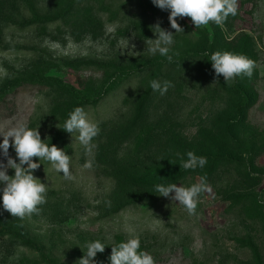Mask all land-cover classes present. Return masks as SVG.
Wrapping results in <instances>:
<instances>
[{
  "label": "rangeland",
  "instance_id": "1",
  "mask_svg": "<svg viewBox=\"0 0 264 264\" xmlns=\"http://www.w3.org/2000/svg\"><path fill=\"white\" fill-rule=\"evenodd\" d=\"M169 14L152 0H0V131L38 128L73 177L33 158L46 202L23 219L4 210L0 184V264H78L96 240V261L111 264L132 237L155 264H264V0H238L223 26L178 18L179 33ZM157 22L173 32L172 63L148 51ZM216 51L255 61L251 78L217 77ZM152 80L173 86L161 95ZM76 107L100 128L90 169L78 133L63 130ZM189 151L203 168L180 167ZM201 177L195 215L155 191Z\"/></svg>",
  "mask_w": 264,
  "mask_h": 264
},
{
  "label": "clouds",
  "instance_id": "2",
  "mask_svg": "<svg viewBox=\"0 0 264 264\" xmlns=\"http://www.w3.org/2000/svg\"><path fill=\"white\" fill-rule=\"evenodd\" d=\"M154 6L161 10H170L168 16L172 29L175 33L184 32V29L177 22L178 18L190 17L195 28L207 26L214 22L218 26H223L229 15L235 16L238 9V0H152ZM156 35V39H148V51L152 54L159 52L166 56L169 63L173 62V55H169L170 47L174 43L173 32L163 29L157 22L151 26ZM179 55V53H175ZM210 61L217 77L223 76L224 82L229 83L237 77L247 76L251 78L255 61L245 55L236 54L229 51H216L211 54ZM150 86L154 91H159L164 95L169 87L170 81L163 83L152 80ZM63 130L72 134L78 133L77 139L85 148V155L88 157L83 167L90 169L94 164L93 150L97 147L93 140L98 136L100 128L96 122L88 118L82 107H76L69 113ZM3 142L0 143V155L6 159L0 160V184L2 188L3 208L12 217L23 219L26 216L39 213V205L46 202L47 187L33 172L39 169L40 164L34 162L33 158L47 160L59 173H63L66 179H72L70 171V156L56 145H49L41 139L38 128L32 129L24 122H17L9 126L5 131H0ZM11 138V143H10ZM13 148L16 153L14 159L9 154V148ZM180 160V167L185 170H195L203 168L207 163L206 157L197 156L194 152H187V159L180 153H176ZM9 169L14 170V175H8ZM209 187L206 177H201L198 183L191 186H177L169 184L167 186L158 184L155 191L160 196L169 197L173 201H178L183 205L189 215H195L198 205V197L202 192L208 191ZM174 193V195H171ZM86 251L78 264H98L95 257L97 253H103L105 244L100 240L87 242L84 245ZM111 264H155L153 256L140 251L139 237L129 238L126 242H120L112 246L109 257Z\"/></svg>",
  "mask_w": 264,
  "mask_h": 264
},
{
  "label": "trees",
  "instance_id": "3",
  "mask_svg": "<svg viewBox=\"0 0 264 264\" xmlns=\"http://www.w3.org/2000/svg\"><path fill=\"white\" fill-rule=\"evenodd\" d=\"M77 10H79L80 12L82 11L80 9H77ZM73 13H75V10L73 11ZM82 18H83L84 21H88L91 17L88 14L84 13ZM243 93H245V92L243 91ZM236 109H237V113H241V111H242L241 106H236Z\"/></svg>",
  "mask_w": 264,
  "mask_h": 264
}]
</instances>
